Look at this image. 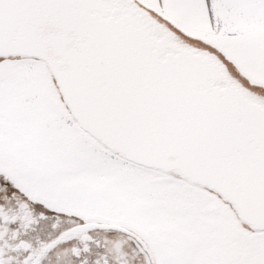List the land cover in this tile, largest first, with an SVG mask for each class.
Here are the masks:
<instances>
[{
  "label": "snow or ice",
  "instance_id": "1",
  "mask_svg": "<svg viewBox=\"0 0 264 264\" xmlns=\"http://www.w3.org/2000/svg\"><path fill=\"white\" fill-rule=\"evenodd\" d=\"M0 264H264V0H0Z\"/></svg>",
  "mask_w": 264,
  "mask_h": 264
}]
</instances>
